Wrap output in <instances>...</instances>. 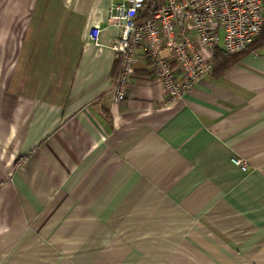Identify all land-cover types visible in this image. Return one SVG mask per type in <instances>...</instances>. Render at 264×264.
<instances>
[{
	"label": "crops",
	"instance_id": "crops-1",
	"mask_svg": "<svg viewBox=\"0 0 264 264\" xmlns=\"http://www.w3.org/2000/svg\"><path fill=\"white\" fill-rule=\"evenodd\" d=\"M123 1L0 0V264H264V30L173 103L143 60L115 104Z\"/></svg>",
	"mask_w": 264,
	"mask_h": 264
},
{
	"label": "built area",
	"instance_id": "built-area-1",
	"mask_svg": "<svg viewBox=\"0 0 264 264\" xmlns=\"http://www.w3.org/2000/svg\"><path fill=\"white\" fill-rule=\"evenodd\" d=\"M149 0H124L109 11V25L119 29L111 48L120 62L112 100L122 103L136 66L150 64L167 103L182 100L213 72L217 51L226 56L248 51L264 28V0H158L157 10L145 19ZM101 28L90 41L98 46ZM233 163L247 172L244 160Z\"/></svg>",
	"mask_w": 264,
	"mask_h": 264
},
{
	"label": "trees",
	"instance_id": "trees-1",
	"mask_svg": "<svg viewBox=\"0 0 264 264\" xmlns=\"http://www.w3.org/2000/svg\"><path fill=\"white\" fill-rule=\"evenodd\" d=\"M157 6H158V1L157 0H153V1H150V2H147L146 5H145V9H144V17L145 19H150L154 13L156 12L157 10ZM264 30V28H263ZM263 32V31H262ZM255 44V43H254ZM254 44L250 47V49L253 48ZM249 49V50H250ZM248 50V51H249ZM247 52V51H246ZM244 52V53H246ZM241 55V54H240ZM236 56V55H234ZM231 56H226L225 54H223L222 52L218 51L216 53V58L218 60V63H221V62H224V66L227 65L228 63H225V61L230 58Z\"/></svg>",
	"mask_w": 264,
	"mask_h": 264
}]
</instances>
